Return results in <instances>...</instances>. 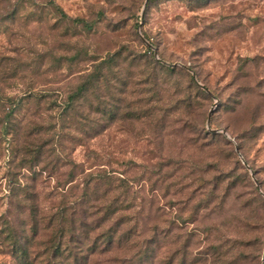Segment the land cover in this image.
Returning <instances> with one entry per match:
<instances>
[{"label":"rangeland","instance_id":"374dc122","mask_svg":"<svg viewBox=\"0 0 264 264\" xmlns=\"http://www.w3.org/2000/svg\"><path fill=\"white\" fill-rule=\"evenodd\" d=\"M75 262L264 264V0H0V264Z\"/></svg>","mask_w":264,"mask_h":264},{"label":"trees","instance_id":"16d2710c","mask_svg":"<svg viewBox=\"0 0 264 264\" xmlns=\"http://www.w3.org/2000/svg\"><path fill=\"white\" fill-rule=\"evenodd\" d=\"M62 15L65 16L64 13H62ZM73 21L78 22L82 26V28L86 29L87 31L91 30L93 27L92 23L84 21L83 19H80V18H75V19H73ZM148 51H150V49H148ZM94 81H95V78L93 77L92 74L86 76L85 79L80 84L77 85L75 91L67 97V103L65 105V108L70 109L72 107L73 103L77 99L83 98L87 94V92L89 91L90 86L94 83ZM103 113L107 114L109 116V115H111V109H106L105 111H103ZM101 179L102 178H100L99 180H101ZM56 218L59 219V221H61V220L64 221L67 219L64 212L58 213ZM70 221L72 222L71 219H70ZM69 228L71 230L70 233L74 234L73 227L71 228L69 226ZM1 232L2 233L6 232L5 236L7 237L6 240H8L7 245H8L9 252L12 254H18L19 253L22 255L23 258L28 259V257H29L28 248L29 247H28L27 241H26L27 238L24 239V242L21 241L19 238H17V236L14 234L15 232L13 231L12 228L9 227V225H6L5 229L3 231L1 230ZM53 252H55L56 254H59L58 250H55ZM72 258H75L74 255H72ZM73 260H75V259H73ZM26 264H28V263H26ZM73 264H76V262Z\"/></svg>","mask_w":264,"mask_h":264},{"label":"water","instance_id":"95a60500","mask_svg":"<svg viewBox=\"0 0 264 264\" xmlns=\"http://www.w3.org/2000/svg\"><path fill=\"white\" fill-rule=\"evenodd\" d=\"M150 45V44H149Z\"/></svg>","mask_w":264,"mask_h":264}]
</instances>
